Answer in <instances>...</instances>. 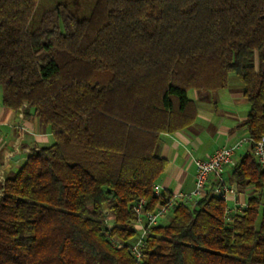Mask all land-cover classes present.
Instances as JSON below:
<instances>
[{
    "label": "trees",
    "instance_id": "1",
    "mask_svg": "<svg viewBox=\"0 0 264 264\" xmlns=\"http://www.w3.org/2000/svg\"><path fill=\"white\" fill-rule=\"evenodd\" d=\"M40 1L0 0L2 105L55 140L0 176V264H264L253 154L264 136V0H96L82 20L58 5L33 30ZM232 75L252 142L232 180L251 198L234 211L214 191L176 202L137 263L136 205L155 211L173 197L156 188L168 167L161 136L194 123L190 91L224 90Z\"/></svg>",
    "mask_w": 264,
    "mask_h": 264
},
{
    "label": "crops",
    "instance_id": "2",
    "mask_svg": "<svg viewBox=\"0 0 264 264\" xmlns=\"http://www.w3.org/2000/svg\"><path fill=\"white\" fill-rule=\"evenodd\" d=\"M190 92L188 97L196 109L194 123L183 131L163 134L160 138L157 153L167 160L168 167L157 183L158 194L193 195L196 160L213 156L223 146L250 139L242 125L251 108L240 81L231 76L224 90ZM2 97L3 94L0 95V176L7 179L13 174L11 170H19L24 164L27 148L51 146L53 135L39 119L26 120L20 113L6 109L2 105ZM250 151L251 143H244L236 151L233 163L209 179L207 192L228 189L225 199L230 211L245 207L251 198V188L240 189L232 180L234 167Z\"/></svg>",
    "mask_w": 264,
    "mask_h": 264
},
{
    "label": "built area",
    "instance_id": "3",
    "mask_svg": "<svg viewBox=\"0 0 264 264\" xmlns=\"http://www.w3.org/2000/svg\"><path fill=\"white\" fill-rule=\"evenodd\" d=\"M251 143V140H240L232 145H226L220 148L213 156L207 159L196 160V182L195 191L190 196H173L166 204L158 207L155 211H147L146 201L141 200L135 207L137 221L135 224L138 228L137 238L131 247V252L139 263L142 258L141 248L151 228L159 224L160 220L165 219L176 202L188 203L203 198L207 193V185L212 175L220 174L226 166L233 163V157L236 151L243 146L244 143ZM253 152L258 164L264 171V136L253 144ZM228 189L218 188L214 190L216 195L225 197ZM158 193V192H157Z\"/></svg>",
    "mask_w": 264,
    "mask_h": 264
},
{
    "label": "rangeland",
    "instance_id": "4",
    "mask_svg": "<svg viewBox=\"0 0 264 264\" xmlns=\"http://www.w3.org/2000/svg\"><path fill=\"white\" fill-rule=\"evenodd\" d=\"M95 1L96 0H41L36 11H35L34 17L30 23V29H33V30L36 29L40 24V21H41L43 14L49 10L54 9L58 5L67 6V8L69 9V11L72 14H75L76 17H78L80 20H82L89 15ZM61 27L63 30V26H61ZM256 65H258V56L257 55H256ZM232 77H234V79H237L234 75H232ZM191 93L192 92H189L188 95L190 96ZM2 94H3V89L0 88V95H2ZM51 139H52L51 143L53 142L52 144H54V142H55L54 138L52 137ZM17 171H18V169L13 170V171L11 170V172H13V174H10L9 177L14 176V174ZM170 218H171V215H168L165 219L160 220L159 223L166 224L169 222Z\"/></svg>",
    "mask_w": 264,
    "mask_h": 264
},
{
    "label": "water",
    "instance_id": "5",
    "mask_svg": "<svg viewBox=\"0 0 264 264\" xmlns=\"http://www.w3.org/2000/svg\"><path fill=\"white\" fill-rule=\"evenodd\" d=\"M14 160H16V159H14Z\"/></svg>",
    "mask_w": 264,
    "mask_h": 264
}]
</instances>
